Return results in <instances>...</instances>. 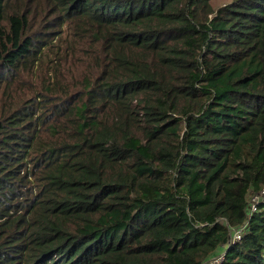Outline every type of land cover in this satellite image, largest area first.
Masks as SVG:
<instances>
[{"label": "trees", "instance_id": "16d2710c", "mask_svg": "<svg viewBox=\"0 0 264 264\" xmlns=\"http://www.w3.org/2000/svg\"><path fill=\"white\" fill-rule=\"evenodd\" d=\"M214 1L0 0V264H204L246 222L264 0Z\"/></svg>", "mask_w": 264, "mask_h": 264}, {"label": "built area", "instance_id": "2783aa9c", "mask_svg": "<svg viewBox=\"0 0 264 264\" xmlns=\"http://www.w3.org/2000/svg\"><path fill=\"white\" fill-rule=\"evenodd\" d=\"M264 204V187L257 193L251 194L247 200L246 214L247 221L251 216L258 212L259 205ZM248 222L235 227L231 230L229 242L220 248V251L205 261L204 264H222L225 259V254L228 247L241 241L244 234L247 232Z\"/></svg>", "mask_w": 264, "mask_h": 264}, {"label": "rangeland", "instance_id": "374dc122", "mask_svg": "<svg viewBox=\"0 0 264 264\" xmlns=\"http://www.w3.org/2000/svg\"><path fill=\"white\" fill-rule=\"evenodd\" d=\"M227 3H229V2H227V1H214V2H212V6L214 7V8H217V7H220V6H222V5H225V4H227ZM35 87V86H34ZM34 87H33V89H34ZM32 89V90H33ZM7 89L5 88V86L2 84V85H0V105H1V103H2V101L6 98V95H7Z\"/></svg>", "mask_w": 264, "mask_h": 264}, {"label": "clouds", "instance_id": "9594fccd", "mask_svg": "<svg viewBox=\"0 0 264 264\" xmlns=\"http://www.w3.org/2000/svg\"><path fill=\"white\" fill-rule=\"evenodd\" d=\"M250 195H251V194H250ZM250 195H249V196H250ZM261 205H264V204H261ZM258 210H259V208H258ZM248 221H249V220H248ZM248 221H247V218H246V222H248ZM234 228H235V227H234ZM232 229H233V228H232ZM232 229H231V230H232ZM230 233H231V231H230ZM244 235H245V234H244ZM239 242H240V241H239ZM219 251H220V249H218L214 254L218 253ZM214 254H213V255H214ZM213 255H212V256H213ZM208 259H209V258H208ZM204 263H205V262H204Z\"/></svg>", "mask_w": 264, "mask_h": 264}]
</instances>
